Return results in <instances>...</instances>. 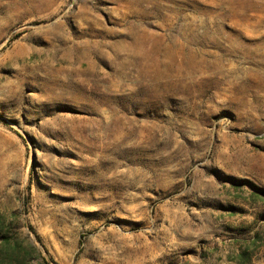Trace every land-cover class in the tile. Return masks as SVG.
<instances>
[{
	"label": "rangeland",
	"instance_id": "rangeland-1",
	"mask_svg": "<svg viewBox=\"0 0 264 264\" xmlns=\"http://www.w3.org/2000/svg\"><path fill=\"white\" fill-rule=\"evenodd\" d=\"M0 264H264V0H0Z\"/></svg>",
	"mask_w": 264,
	"mask_h": 264
}]
</instances>
